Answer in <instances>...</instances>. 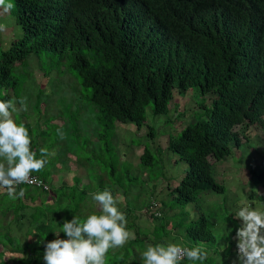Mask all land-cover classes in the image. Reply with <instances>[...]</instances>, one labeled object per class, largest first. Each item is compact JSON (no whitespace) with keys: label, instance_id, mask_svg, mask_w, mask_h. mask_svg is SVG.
<instances>
[{"label":"trees","instance_id":"obj_1","mask_svg":"<svg viewBox=\"0 0 264 264\" xmlns=\"http://www.w3.org/2000/svg\"><path fill=\"white\" fill-rule=\"evenodd\" d=\"M13 4L22 37L0 52V101L14 102L13 97H18L19 84L26 79L19 83L15 69L19 71L31 54L54 55L48 67L40 68L44 75L56 72L72 77L83 90L80 96L97 107L99 128L113 134L116 123H130L137 130L147 126L148 109L153 116L168 115L175 93L195 89L209 98L201 104L206 116L168 137L166 151L185 163L187 170L180 182L168 186L171 204L163 200L161 205L171 211L182 210L197 203L202 193H225V187L215 179V163L225 160L233 149L250 144L242 134L251 126L264 131V0H14ZM39 106L38 102L36 111ZM147 129V136L154 138L152 127ZM139 161L144 168L153 166L148 147ZM250 174L252 184L264 187V170ZM91 184L49 187L45 192L19 187L26 189V195L37 191L52 203L33 215L26 233L31 240L20 244L16 236L0 234L3 248L8 246L9 252L20 254L14 264H43L46 244L57 234L67 239L61 232L65 220L77 216L83 222L91 214H101L100 208L89 215L85 212L88 196L102 191L103 180L94 188ZM75 186L80 191L75 192ZM122 188L117 181L109 191L114 197L120 192L126 197ZM59 194L70 204L68 208L66 202L67 208L62 210L66 219H56L58 213L51 208L62 204L55 200ZM120 211L127 221L133 214L128 201ZM198 212L185 226L177 220L178 211L148 235L127 223L134 238L122 248L109 250L106 264H144L147 242L166 245L152 237L159 231L165 237L172 231L189 240L185 247L205 250L208 258L195 264H235L233 239H222L224 244L219 246L213 233L214 216ZM146 215L151 221L159 219L148 209ZM181 264L193 262L185 259Z\"/></svg>","mask_w":264,"mask_h":264},{"label":"rangeland","instance_id":"obj_2","mask_svg":"<svg viewBox=\"0 0 264 264\" xmlns=\"http://www.w3.org/2000/svg\"><path fill=\"white\" fill-rule=\"evenodd\" d=\"M6 2L13 4L14 0H6ZM13 10L14 7L6 12L3 7H0V24L6 26L4 31H0V52L8 49L12 40L22 37V31L16 25ZM54 59L55 56L51 54L49 57L46 55L37 57L31 54L25 64L22 67L19 66V71L15 69L16 79L19 83L22 78H25L26 82L21 86L19 84L20 88L16 92L18 97L14 96L13 100H20L21 97L26 98L28 111H23L20 106L18 109L31 116V120L34 122L40 116L50 121L53 118L52 114L63 115L64 120L62 119V122L65 124L62 129L64 134H67L66 129L68 128L71 138L63 141L64 143L61 148H58V151L62 152L61 158L64 159L67 151L73 154L71 159L75 163L70 164L73 165V168L69 170L72 173H68L67 176L74 174L76 179L72 178L74 180L69 181L70 183L73 185L80 183L83 186L90 182L94 188L103 180L101 189L104 191L105 189L109 190V186L118 181L119 185L123 187L122 189L128 194L126 197L122 196V192L117 194L115 196L117 198L116 206L120 210L126 206V201H128L133 214L127 223L132 222L136 225L137 230H145L146 235L154 229L155 225L167 223L170 215L178 211L180 216L177 217V220L188 226L191 220L199 216L198 211L200 209V214L205 213L208 217L214 216L216 227L213 229V233L216 237L218 236L221 247L224 244L222 239L227 237L232 239L231 234H235L234 230L238 226V221L234 217L241 207L250 206L264 212V187L252 184L250 174V171L260 172L264 170V131L256 126H251L242 134L249 139L250 144L233 149L232 154L225 160L215 163L213 173L216 181L225 187L224 194L210 193L206 195L202 193L197 203L188 204L182 210L171 211L167 207V209H163L161 205L163 200L168 205L171 204L168 186L173 187L180 182L187 170L185 163L178 161L176 155L166 151L168 137L176 135L194 120L197 121L206 116L205 106L201 107V104L204 99L206 103L208 102V96L202 97L195 89L183 94L175 93L168 115L153 116L148 109L146 114L147 126L137 130L130 123H116L113 134V132L99 128L100 114H98L97 107L87 98L80 96L83 90L78 87L72 77L68 75L58 76L56 72L50 73L48 76L44 75L45 72L41 69L48 67V64ZM39 64L42 66L39 67ZM38 102L40 103L39 111H36L35 106ZM197 106L199 107L198 111L196 110ZM57 117L58 115L54 118L58 120ZM147 127H152L155 132L154 138L147 136ZM101 131H104L105 137H100ZM241 141L244 142V139L241 138ZM85 142L91 144L84 146ZM145 147L151 150L154 157V164L151 168H144L140 165L139 158ZM76 160H80L85 165V169ZM52 161L58 164L55 159ZM111 171L113 174L110 173ZM127 185L130 186L127 187ZM74 191L80 190L75 186ZM64 193L67 194L68 192L65 191ZM251 193L253 197H247ZM57 199L62 204H52V211L55 215L58 213L56 219L59 217L66 219V213L63 214L62 210L67 208L66 202L68 204L69 201L61 194L55 197V200ZM150 204L159 208L161 216L156 221H151L145 213ZM69 205L68 208H70ZM86 207L85 212H89L87 215L98 211L99 208L101 211L100 205L92 199L91 195L87 198ZM158 208H154V210H158ZM182 214L185 216H181ZM25 224L26 221L20 232L12 227L13 230L10 235H20L24 239L22 233L25 232ZM165 235L159 231L152 237L156 242L165 241L166 245L172 243L185 247L184 245L190 244L189 240L184 241L172 231L167 237ZM146 244L147 247L151 245L149 242ZM0 248H3L1 243ZM14 257L16 256H12L7 250H0V262L6 260L8 264H11L9 259Z\"/></svg>","mask_w":264,"mask_h":264},{"label":"clouds","instance_id":"obj_3","mask_svg":"<svg viewBox=\"0 0 264 264\" xmlns=\"http://www.w3.org/2000/svg\"><path fill=\"white\" fill-rule=\"evenodd\" d=\"M0 7L9 11L14 7L11 2L0 0ZM6 26L0 24V31ZM20 108L28 111L26 98L19 100ZM19 109L13 101H0V188L7 190L10 200H22L26 195L24 184H39L32 175L41 172L51 155L46 148H41L40 158L32 149V137L26 126L18 124L13 113ZM62 137V133H57ZM92 199L101 206V214H91L81 222L75 216L65 220L61 232L67 239L57 238L48 242L43 255L44 264H106L109 250L124 247L134 238L127 228L126 215L117 205V198L107 189L90 193ZM155 205L148 210L159 213ZM146 213V211H145ZM238 221L232 239L236 244L235 264H264V212L250 206L241 207L235 214ZM208 258V253L199 246L188 248L169 243L149 245L142 254L144 264H181L187 259L195 264Z\"/></svg>","mask_w":264,"mask_h":264},{"label":"crops","instance_id":"obj_4","mask_svg":"<svg viewBox=\"0 0 264 264\" xmlns=\"http://www.w3.org/2000/svg\"><path fill=\"white\" fill-rule=\"evenodd\" d=\"M14 104L18 108L20 106L19 100L16 99L14 101ZM18 104V105H17ZM21 113V114H20ZM24 112L19 109L18 111L13 113V118L16 120L18 124L22 123L24 126H26L30 132V136L32 137L33 143H32V149L36 151L37 158H40V149L46 148L48 152L51 154L46 157L48 160V163L46 164L45 168L39 172V173H33L41 175L42 178L49 187H53L54 189L61 188L62 186H72L73 183H70L69 181H72L76 179L74 174H70L71 176H67L68 173H72L69 171L73 168V165L71 166V163H75L74 160L71 159L73 157V154L69 151L65 153V159L61 158V151H58V148L63 145V141L66 139H70L71 135L69 133V129L67 128V134H64V131L62 129V126L65 124L62 122L63 115L62 114H52L53 118L52 120L48 121L46 118L40 116L37 121H32V117L26 114H23ZM21 115V116H20ZM49 115V114H48ZM58 115V120H56L54 117ZM28 116V118H27ZM64 120V119H63ZM62 133V137L58 135L57 133ZM88 146L91 143H87ZM87 147V146H86ZM64 153V152H63ZM59 158V159H58ZM55 159L58 161V164H55L52 160ZM77 161V160H76ZM2 162V161H0ZM79 165L84 167L85 165L81 163V161H77ZM74 178V179H72ZM80 179V178H77ZM37 190V189H36ZM38 191V190H37ZM32 194V195H25V197L22 200H16L12 201L7 196V191H1L0 190V234H11V231L13 228L17 229V232H20L24 222L26 221V229L24 234V239L20 235L16 236V239L21 243H25L28 240H31V237L27 236L26 233L28 232L27 227H30V221L32 220V217L37 212H43L46 206L48 204L51 205L52 200L50 198H46L45 195H39V193ZM24 221V222H23ZM13 227V228H12ZM21 234V233H20ZM29 238V239H28ZM26 239V240H25ZM10 249L8 246L6 248H0V250H7ZM9 252V251H8ZM12 256H16L13 259H9L10 263L13 262L16 259L20 258V254H12L9 252ZM0 263L8 264V262L1 261ZM11 263V264H12Z\"/></svg>","mask_w":264,"mask_h":264},{"label":"built area","instance_id":"obj_5","mask_svg":"<svg viewBox=\"0 0 264 264\" xmlns=\"http://www.w3.org/2000/svg\"><path fill=\"white\" fill-rule=\"evenodd\" d=\"M40 183L39 184H24V185H20V186H26V187H31L40 191H48L49 190V186L47 185V183L45 181H43L40 177L32 174ZM19 186V187H20ZM1 191H7L6 189L0 188ZM155 215L159 216V213L155 211Z\"/></svg>","mask_w":264,"mask_h":264}]
</instances>
